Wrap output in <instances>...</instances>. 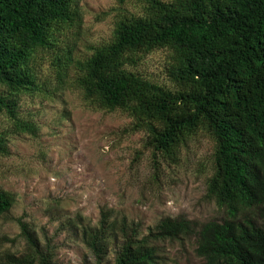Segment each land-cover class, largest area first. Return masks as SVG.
<instances>
[{
    "label": "trees",
    "instance_id": "1",
    "mask_svg": "<svg viewBox=\"0 0 264 264\" xmlns=\"http://www.w3.org/2000/svg\"><path fill=\"white\" fill-rule=\"evenodd\" d=\"M124 4L126 0H117ZM143 15H125L110 43L79 62L78 88L94 109L122 112L148 135L153 160L178 164L198 134L214 143L207 198L224 210L221 220L198 224L185 216L162 219L142 237L127 218L103 212L83 241L105 264L112 238L122 239L114 263L158 264L153 243L195 238L205 264H264V0H145ZM81 0H0V116L19 133H37L19 118V98L40 92L41 54H57L64 38L82 26ZM170 53L166 86L137 72L149 54ZM69 55V54H68ZM69 59V58H68ZM64 73V72H63ZM9 154L0 133V156ZM16 195L0 187V219ZM27 252L2 251L0 264H54L49 244L20 223Z\"/></svg>",
    "mask_w": 264,
    "mask_h": 264
},
{
    "label": "rangeland",
    "instance_id": "2",
    "mask_svg": "<svg viewBox=\"0 0 264 264\" xmlns=\"http://www.w3.org/2000/svg\"><path fill=\"white\" fill-rule=\"evenodd\" d=\"M145 0H81L83 22L64 38L60 55L41 54L37 63L40 92L19 98V118L37 133L15 130L0 116L9 154L0 156V187L16 195L11 211L0 219L2 251L21 258L28 245L20 223L27 224L41 246L49 244L54 264H96L82 231L98 228L103 212L125 217L142 237L166 218L185 216L198 224L221 220L224 210L207 198L214 143L198 134L182 149L178 164L153 160L148 135L136 131L126 114L94 109L78 88L79 62L110 43L117 21L143 15ZM69 54V55H68ZM69 58V59H68ZM170 53L155 51L136 69L154 82L171 86ZM258 226L264 220L255 218ZM112 238L105 264L114 263L122 245ZM158 264H205L195 238L158 241Z\"/></svg>",
    "mask_w": 264,
    "mask_h": 264
}]
</instances>
